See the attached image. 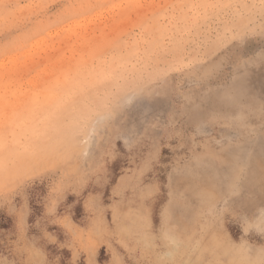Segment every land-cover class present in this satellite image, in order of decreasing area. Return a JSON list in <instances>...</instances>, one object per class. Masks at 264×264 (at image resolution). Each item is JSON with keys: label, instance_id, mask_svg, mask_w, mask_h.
Listing matches in <instances>:
<instances>
[{"label": "rangeland", "instance_id": "rangeland-1", "mask_svg": "<svg viewBox=\"0 0 264 264\" xmlns=\"http://www.w3.org/2000/svg\"><path fill=\"white\" fill-rule=\"evenodd\" d=\"M0 264H264V0H0Z\"/></svg>", "mask_w": 264, "mask_h": 264}]
</instances>
